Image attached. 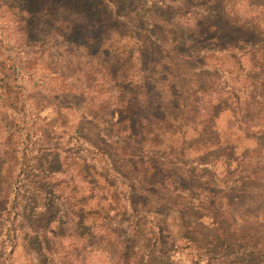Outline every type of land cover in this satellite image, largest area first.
<instances>
[{"label": "trees", "instance_id": "16d2710c", "mask_svg": "<svg viewBox=\"0 0 264 264\" xmlns=\"http://www.w3.org/2000/svg\"><path fill=\"white\" fill-rule=\"evenodd\" d=\"M16 1L0 2L16 55L0 60V264H264V0ZM44 13L104 57L98 91L62 92L70 133L24 89L23 17ZM192 72L216 81L178 91Z\"/></svg>", "mask_w": 264, "mask_h": 264}, {"label": "rangeland", "instance_id": "374dc122", "mask_svg": "<svg viewBox=\"0 0 264 264\" xmlns=\"http://www.w3.org/2000/svg\"><path fill=\"white\" fill-rule=\"evenodd\" d=\"M0 2L6 6L1 11L6 10L10 13H17L15 12L17 8L16 0H0ZM51 10L54 13L56 11L54 7ZM37 18L36 16H31L27 23V18L24 16L22 22V33L26 34L27 38L24 52H27L29 57L27 60L26 58H20V60L24 61L29 74L33 75L32 82L26 81L24 89L25 91H35L32 94H27V96L35 107L37 106L35 105L36 103L39 105L40 120L43 124L46 123L53 126L58 134L60 132L70 133L72 125L76 122H74L75 117L65 110L62 103V92L70 91L73 94L89 95V92L98 91L97 87L100 83L91 81H97L100 78L99 76L91 75V65H88V62L96 60V63H102L104 62V57L97 53L96 48H82L76 44H68L66 46V42L63 43L62 34L66 32L61 29L69 25V17L63 15L62 19L64 18L65 22L57 23L50 16H46L45 13L42 14L41 21ZM45 21H47V24ZM0 22L3 30L9 29L8 33H12V22L9 24L5 23L4 20H0ZM8 40H11V37H8ZM1 52L0 60L2 63L7 67L13 65V61L8 58H13L16 55L3 47ZM85 68L89 69V72H86ZM88 74H90L89 77L87 76ZM188 74L190 75L184 79L183 83L182 79L177 78L180 86L178 91H187L193 87L192 81L194 80L198 81L201 87H210L216 81V76L210 72L198 78L191 77V75L194 76L197 73ZM163 77L162 75L154 76L158 86H161L160 81ZM11 83L17 86L20 85L21 81L16 76H13ZM35 83L39 85L38 89H36ZM185 86L186 89L184 88ZM163 87L161 88L165 89ZM172 89L174 90V85ZM166 91H171V86ZM224 118L225 116L222 117V119ZM17 258V264H28L21 250L18 251Z\"/></svg>", "mask_w": 264, "mask_h": 264}]
</instances>
